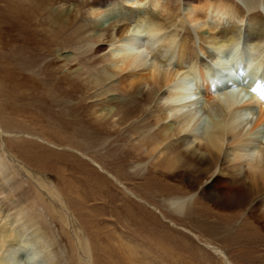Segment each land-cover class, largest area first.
I'll use <instances>...</instances> for the list:
<instances>
[{"label":"bare ground","instance_id":"bare-ground-1","mask_svg":"<svg viewBox=\"0 0 264 264\" xmlns=\"http://www.w3.org/2000/svg\"><path fill=\"white\" fill-rule=\"evenodd\" d=\"M25 1L0 0V38L6 45L18 42L20 46L13 58L3 60L8 65L0 69L4 73L0 108L10 105L41 125L54 120L53 130L79 138L97 134V129L92 133V127H81L79 121L64 124L63 118L46 115L52 109L43 99L59 95L57 85L62 81L61 95L72 99L82 89L56 80L54 68L46 66L41 78H21L14 67L19 63V67L32 68L42 57L53 55L55 48L67 47L60 35L47 38L33 28L37 13L47 11L51 23L64 31L86 8L93 21L88 25L92 34L84 41L95 53L108 50L100 59L105 63L102 79H96L95 85L115 79L117 88L129 96L102 108L99 118L114 117L116 105L122 110L133 101H148L145 116L129 126L130 132L140 134L138 145L146 148L149 157L157 154L155 162L164 158L169 169L180 164L200 171L193 185L206 183L202 195L214 211L236 218L244 215L246 231L264 232V208L261 211L256 198L249 199L255 193L264 199V4L260 0H239L242 7L232 0H176V5L172 0H81L77 4L73 0H48L47 4L34 0V5ZM257 9L263 13H255ZM239 68L244 75L238 80ZM110 91L102 90V94ZM198 94L203 99L197 100ZM252 112L256 118L247 126ZM6 127L15 128L9 123ZM15 164L0 151V193H8L5 183L17 168L46 196L50 211L67 227L77 263L95 264L89 239L65 198L44 174L20 160ZM155 179L161 181L146 177V184L159 191ZM220 182L228 189L213 191ZM10 193L5 199H10ZM191 201L176 195L169 203L180 216ZM38 225L24 207L10 216L0 209V264H58L52 241Z\"/></svg>","mask_w":264,"mask_h":264},{"label":"rangeland","instance_id":"rangeland-1","mask_svg":"<svg viewBox=\"0 0 264 264\" xmlns=\"http://www.w3.org/2000/svg\"><path fill=\"white\" fill-rule=\"evenodd\" d=\"M80 1L73 0L75 4ZM172 1L176 5V0ZM232 1L241 7L244 5L239 0ZM34 2L25 1L31 5ZM44 2L47 4L48 0ZM259 2L264 4V0ZM2 7L3 3L0 17ZM254 12L263 13L260 9ZM48 14L47 11L37 13L33 28L47 38L53 37L54 33L60 35L61 41L68 42L67 47L55 48L53 55L42 57L32 68L26 69L22 64L19 67V63H15V70L22 75L21 78H41L42 70L47 66L56 71V80H64L66 86L74 90L82 89L71 99L61 95L62 81L57 85L59 95L54 93L43 99L47 101L45 106L51 105L52 109L46 115L61 117L64 124L79 121L81 127L85 124L92 127V133L97 129V134L83 139L76 134L55 131L51 128L54 120L43 121L41 125L26 115H20L16 108L4 105L3 110L0 108V151L11 164L20 160L51 181L85 231L95 264H264V232L246 231L244 215L236 218L214 211L202 195L206 183L193 185L200 171L180 164L169 169L164 158L155 162L157 154L149 157L146 148L138 145L140 134L130 132L129 126L136 125L135 120L145 116L148 101H133L122 110L116 105L114 117L99 118L102 108L113 107V103L129 96L117 88L115 79L95 85L96 79H102L105 63L100 59L108 50L95 53L84 41L92 34L88 25L93 17L89 16L87 9L84 8L64 31L51 23ZM5 41L0 38V69L8 65L3 60L13 58L20 48L18 42L6 45ZM98 45L105 47L104 43ZM2 79L4 73L0 70V81ZM107 89L111 91L102 94V90ZM196 98L203 99V96L198 94ZM0 103H4L3 98ZM255 118L256 114L250 113L247 126ZM7 123L15 128L9 130ZM146 177L161 178V181L155 179L157 183H154L159 191L146 184ZM10 178L5 183L8 193L11 192L10 199H5L8 193H0L3 214L10 216L18 207H24L52 241L57 263L78 264L72 237L60 217L48 208L46 196L17 168ZM216 187L212 190L228 189L225 182ZM176 195L192 198L180 216L169 203ZM249 196L251 201L252 198L259 201L263 211L261 194Z\"/></svg>","mask_w":264,"mask_h":264},{"label":"water","instance_id":"water-1","mask_svg":"<svg viewBox=\"0 0 264 264\" xmlns=\"http://www.w3.org/2000/svg\"><path fill=\"white\" fill-rule=\"evenodd\" d=\"M243 75H244V73H243V71H242V69L241 68H239L238 69V72H237V79L239 80V79H242L243 78ZM224 81V80H223ZM223 83V82H222Z\"/></svg>","mask_w":264,"mask_h":264},{"label":"snow or ice","instance_id":"snow-or-ice-1","mask_svg":"<svg viewBox=\"0 0 264 264\" xmlns=\"http://www.w3.org/2000/svg\"><path fill=\"white\" fill-rule=\"evenodd\" d=\"M252 91H257V89L256 88H253Z\"/></svg>","mask_w":264,"mask_h":264}]
</instances>
